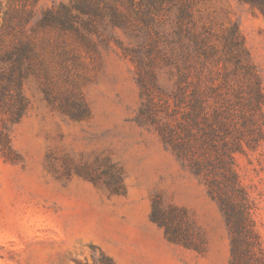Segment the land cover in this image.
Returning a JSON list of instances; mask_svg holds the SVG:
<instances>
[{
  "label": "rangeland",
  "instance_id": "374dc122",
  "mask_svg": "<svg viewBox=\"0 0 264 264\" xmlns=\"http://www.w3.org/2000/svg\"><path fill=\"white\" fill-rule=\"evenodd\" d=\"M22 49L0 264H264L263 6L0 0V93Z\"/></svg>",
  "mask_w": 264,
  "mask_h": 264
},
{
  "label": "trees",
  "instance_id": "16d2710c",
  "mask_svg": "<svg viewBox=\"0 0 264 264\" xmlns=\"http://www.w3.org/2000/svg\"><path fill=\"white\" fill-rule=\"evenodd\" d=\"M259 6H263L264 7V0H249ZM81 10H86L84 7H80ZM18 50V49H17ZM24 49L20 50L19 52H16V50L14 51H10L7 54V59L8 60H12L14 63V69L17 70V75L16 76H12V74H8L7 75V83L2 85V91L0 93V102L2 101L3 95L6 93L8 87L10 86V84H12L13 90L15 92V101L12 104V108H10L12 115L17 118L19 117V115L21 114V112L23 111L24 108V99L23 96L20 92L19 86L21 83V79L23 77V72L18 68L19 67V63L21 60V56L24 53ZM16 67V68H15ZM107 264H110L109 261H107Z\"/></svg>",
  "mask_w": 264,
  "mask_h": 264
}]
</instances>
